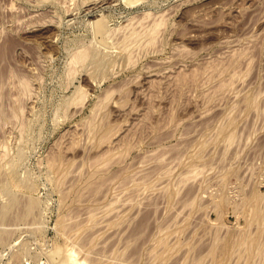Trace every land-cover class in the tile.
Segmentation results:
<instances>
[{"label": "rangeland", "instance_id": "obj_1", "mask_svg": "<svg viewBox=\"0 0 264 264\" xmlns=\"http://www.w3.org/2000/svg\"><path fill=\"white\" fill-rule=\"evenodd\" d=\"M263 111L264 0H0V264H264Z\"/></svg>", "mask_w": 264, "mask_h": 264}, {"label": "bare ground", "instance_id": "obj_2", "mask_svg": "<svg viewBox=\"0 0 264 264\" xmlns=\"http://www.w3.org/2000/svg\"><path fill=\"white\" fill-rule=\"evenodd\" d=\"M83 4V3H82ZM95 6V5H94ZM61 17V16H60ZM164 22V21H163ZM157 23V22H156ZM157 25H158V23H157ZM159 25H160V23H159ZM133 27V26H132ZM148 27V26H147ZM158 27V26H157ZM129 29V28H128ZM156 29V31H157V28H155ZM159 29V28H158ZM144 30V29H143ZM153 30V29H152ZM151 30V33L153 32ZM133 32V31H132ZM147 32V31H146ZM154 33H156L155 32V30H154ZM154 33H152V38H154ZM116 34V33H115ZM151 35V34H150ZM132 37V36H131ZM151 37V36H150ZM159 37V36H158ZM136 39V38H135ZM154 40V39H153ZM157 40H158V38H157ZM129 41V40H128ZM152 41V40H151ZM127 42V41H126ZM156 43V42H155ZM122 44V43H121ZM133 44V43H132ZM152 44V43H151ZM125 45V44H124ZM119 47V46H118ZM148 47V46H147ZM156 47V46H155ZM126 48V47H125ZM129 48V47H128ZM150 48V47H149ZM76 50V49H75ZM125 50V49H124ZM83 51V50H82ZM87 50L85 49V51L84 52H79L78 51V53L76 52L75 53V55L72 57V60H73V63H77V64H80L81 62L83 63L85 60H90V62L89 63H91V61L93 62V63H95V64H100L101 62H100V60H101V58L99 59V60H97V58H99V56L97 57L96 56V53H94V54H92L91 55V53H88V52H86ZM132 51V50H131ZM73 52V51H72ZM89 52H90V50H89ZM126 51H124V53H125ZM93 53V52H92ZM105 53V52H104ZM240 54V53H239ZM98 55V54H97ZM125 55V54H124ZM234 55V54H233ZM237 55V54H236ZM71 56V55H70ZM103 56V55H102ZM106 56H107V54H106ZM111 56V55H110ZM115 56V55H114ZM119 56V55H118ZM122 56V55H121ZM125 57V56H124ZM128 56L126 55V57L125 58H127ZM131 57V56H130ZM106 58H108V57H106ZM120 58V57H119ZM125 58H123V59H125ZM129 59V58H128ZM133 59V58H132ZM132 59H130L131 61H132ZM103 60H105V59H103ZM112 60H114V59H112ZM111 60V61H112ZM107 61H108V59H107ZM119 62L121 61V60H118ZM236 61V60H235ZM87 62V61H86ZM103 62L105 63V61H102V63L101 64H103ZM113 62V61H112ZM111 62V63H112ZM122 62V61H121ZM126 62H127V59H126ZM85 63V62H84ZM110 63V64H111ZM114 63L116 64V62L114 61ZM92 64V63H91ZM108 64V63H107ZM114 64V65H115ZM84 65V64H83ZM119 65V64H118ZM75 66V65H74ZM89 66V65H88ZM92 66H94V64L92 65ZM99 66V65H98ZM228 66V65H227ZM239 66V65H238ZM104 67H105V65H104ZM108 67V66H107ZM97 68V67H96ZM100 68H101V66H100ZM217 68V67H216ZM95 69V68H94ZM97 69H99V67L97 68ZM102 69V68H101ZM100 69V70H101ZM107 69V68H106ZM223 69V68H222ZM221 69V70H222ZM99 70V71H100ZM115 71V70H114ZM224 71V70H223ZM225 72V71H224ZM234 72V71H233ZM235 77V76H234ZM230 81H231V79H230ZM22 82V81H21ZM221 82V81H220ZM224 82V81H223ZM25 84H26V82H24ZM24 83H22V85H24ZM28 83V82H27ZM236 84V83H235ZM239 84V83H238ZM21 85V86H22ZM28 85H30V84H28ZM27 84L26 85H24L25 87V89H24V91H26V89L28 88V87H30V86H28ZM20 86V87H21ZM28 86V87H27ZM220 88V87H219ZM224 88V87H223ZM21 90V89H20ZM28 90V89H27ZM222 90V89H221ZM220 90V91H221ZM28 93V92H27ZM30 95V94H29ZM215 95V94H214ZM74 96V95H73ZM245 97V96H244ZM253 101V102H252ZM247 106H249L250 108H252V104L254 105V100H251V99H248L247 100ZM21 106V105H20ZM69 106V105H68ZM246 106V107H247ZM19 108V107H18ZM65 108V107H64ZM248 109V108H247ZM11 110V109H10ZM66 110V109H65ZM13 112V111H12ZM22 112V111H21ZM264 112V111H263ZM64 113H65V111H64ZM237 116V115H236ZM8 117V116H7ZM16 117V116H15ZM238 118V117H237ZM9 119V118H8ZM233 121V120H232ZM231 127V126H230ZM230 127H228V128H230ZM93 128V127H92ZM220 129V128H219ZM22 130V129H21ZM221 131H223V130H221ZM220 132V131H219ZM235 132V131H234ZM225 134V133H224ZM232 134V133H231ZM230 134V135H231ZM220 135V134H219ZM230 135H228L227 134V136H230ZM226 136V137H227ZM216 138V137H215ZM229 142L233 139V138H226ZM216 141V140H215ZM228 144H230V143H228ZM202 151V150H201ZM192 155V154H191ZM196 156V155H195ZM113 158V157H112ZM193 158V157H192ZM124 159V158H123ZM4 160V159H3ZM121 160V159H120ZM109 162V161H108ZM54 163V162H53ZM121 163V162H120ZM59 166V165H58ZM99 166V165H98ZM101 167V166H100ZM92 168V167H91ZM188 168V167H187ZM193 168V167H192ZM72 169V168H71ZM96 169V168H95ZM99 170V169H98ZM195 171H196V169H194ZM193 170V171H194ZM228 170V169H227ZM69 172H71V171H69ZM68 172V173H69ZM96 172V171H95ZM92 173V172H91ZM101 173V172H100ZM104 173V172H103ZM168 173V172H167ZM194 173V172H193ZM172 174V173H171ZM199 174V173H198ZM93 175V174H92ZM95 175V174H94ZM192 175V174H191ZM194 175H195V173H194ZM89 176V175H88ZM87 176V177H88ZM100 176V175H99ZM68 177V176H67ZM99 178V177H98ZM126 178V177H125ZM193 178V177H192ZM63 180V179H62ZM161 180V179H160ZM166 180V179H165ZM86 181V180H85ZM90 181V180H89ZM103 181V180H102ZM135 181V180H134ZM153 184V183H152ZM82 185V184H81ZM94 185V184H93ZM157 185V184H156ZM170 185V184H169ZM96 186V185H95ZM148 187V186H147ZM167 187V186H166ZM98 189V188H97ZM147 189V188H146ZM151 189V188H150ZM158 189V188H157ZM160 189V188H159ZM166 189V188H165ZM161 191V190H160ZM168 191V190H167ZM177 191V190H176ZM141 192V191H140ZM155 193V192H154ZM80 195V194H79ZM263 197V196H262ZM250 198V197H249ZM13 199H15V198H13ZM260 199V198H259ZM262 200V199H261ZM12 201H14V200H12ZM15 201L17 202V199H15ZM12 202V203H10L12 206H15V205H18V204H16V202ZM30 201V200H29ZM253 201H254V205H251V203H253ZM253 201H251V203L250 202H247L248 204V207L250 206V207H252L251 209H252V218H253V221L254 220H257V222H258V220L260 221V220H262L263 218L262 217H264V216H262L261 217V215H262V209L258 206V198H254V200ZM131 202V201H130ZM193 202V201H192ZM18 203H19V201H18ZM189 204H190V202H189ZM120 205V204H119ZM11 206V207H12ZM36 203H35V201H33V199L30 201V202H26V206H25V213H27L29 216H30V213L32 212V210L33 209H35L36 207ZM191 206V205H190ZM217 206V205H216ZM123 207V206H122ZM124 208V207H123ZM3 209V208H2ZM250 209V208H249ZM4 210V209H3ZM11 210V209H10ZM27 210V211H26ZM91 210V209H90ZM89 210V211H90ZM103 210V209H102ZM105 210V209H104ZM103 210V211H104ZM6 210H4V211H2L1 213H4ZM9 211V210H8ZM91 211H93V210H91ZM115 211V210H114ZM219 211V210H218ZM264 211V210H263ZM113 212V211H112ZM118 212V211H117ZM26 214V215H27ZM96 214V213H95ZM4 215V214H3ZM33 215V214H32ZM108 215V214H107ZM170 215V214H169ZM95 216V215H94ZM2 218L4 217V216H1ZM89 217V216H88ZM105 217V216H104ZM65 219V218H64ZM91 219H93V218H91ZM250 219V218H249ZM120 220V219H119ZM66 222V221H65ZM96 222V221H95ZM177 222V221H176ZM263 222H264V220H263ZM121 223V222H120ZM261 223V222H260ZM260 223H257L258 224V226H259V224ZM256 225V224H255ZM66 226V225H65ZM222 227V226H221ZM261 225H260V229H261ZM191 228V227H190ZM263 228V227H262ZM70 229V228H69ZM90 229V228H89ZM71 230V229H70ZM257 230H259V229H257ZM261 231V230H260ZM259 231V232H260ZM244 232V231H243ZM258 232V235H254V236H256L255 238L253 237V239H252V244H251V248H250V250H257L261 255H263L264 254V243H263V241H262V239H261V237H262V235L260 234V233H262V232H260L259 233ZM176 233V232H175ZM8 236V234H5V233H0V244H2V242L4 241V239H6V237ZM74 235V234H73ZM168 235V234H167ZM246 235H247V233H246ZM260 235H261V237H260ZM72 236V235H71ZM217 236H218V234H217ZM235 236V235H234ZM241 236V235H240ZM166 237V236H165ZM172 237V236H171ZM242 237H244V236H242ZM251 236H250V238H252ZM218 238V237H217ZM247 238V239H246ZM249 237L247 236H245V238H244V240L246 239V240H249L248 239ZM161 239V238H160ZM241 239H243V238H241ZM251 240V239H250ZM250 240H249V242H250ZM79 241V240H78ZM170 241V240H169ZM160 242V241H159ZM194 242V241H193ZM224 242V241H223ZM250 242V243H251ZM246 243V242H245ZM3 244H4V242H3ZM170 244V243H169ZM168 244V245H169ZM153 245V244H152ZM187 246V245H186ZM73 248V247H72ZM200 248V247H199ZM198 248V249H199ZM74 249V248H73ZM73 249H69V251H68V255H69V260H71L74 264H87V263H85V262H83L82 260H80V259H78V257L76 256V253H75V250H73ZM162 249V248H161ZM174 249V248H173ZM185 249V248H184ZM191 249V248H190ZM189 249V250H190ZM240 249V248H239ZM236 250V249H235ZM27 251V250H26ZM23 252H24V250H23ZM250 252V254H251V252L252 251H249ZM257 252V253H258ZM258 253V254H259ZM18 254V253H17ZM24 254V253H23ZM22 254V255H23ZM28 254V252H26V254L25 255H23L24 257L26 256ZM179 254V253H178ZM252 254H254V253H252ZM29 255V254H28ZM123 255V254H122ZM153 255V254H152ZM91 256V255H90ZM150 256V255H149ZM154 256H155V252H154ZM15 257V256H14ZM30 257V256H29ZM27 258V257H26ZM207 258V257H206ZM18 259V258H17ZM89 259V258H88ZM241 260H242V258H241ZM19 261V260H18ZM171 261V260H170ZM86 262H88L87 261V259H86ZM126 263V262H125ZM124 263V264H125ZM185 264V263H184Z\"/></svg>", "mask_w": 264, "mask_h": 264}]
</instances>
